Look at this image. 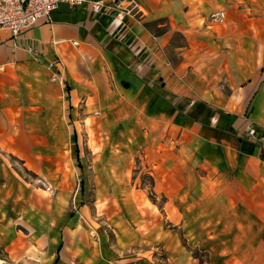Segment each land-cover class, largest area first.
Instances as JSON below:
<instances>
[{"label": "crops", "instance_id": "1", "mask_svg": "<svg viewBox=\"0 0 264 264\" xmlns=\"http://www.w3.org/2000/svg\"><path fill=\"white\" fill-rule=\"evenodd\" d=\"M105 6L63 4L18 46L0 31V250L264 264V0Z\"/></svg>", "mask_w": 264, "mask_h": 264}, {"label": "built area", "instance_id": "2", "mask_svg": "<svg viewBox=\"0 0 264 264\" xmlns=\"http://www.w3.org/2000/svg\"><path fill=\"white\" fill-rule=\"evenodd\" d=\"M70 7L87 6L94 14L106 9L105 0H0V31L10 35L15 46L20 44L23 34L39 21L48 20L61 5ZM120 12L118 17H122ZM225 12H217L210 17L213 23H222ZM39 183L46 188L43 181ZM49 190V188H47Z\"/></svg>", "mask_w": 264, "mask_h": 264}, {"label": "rangeland", "instance_id": "3", "mask_svg": "<svg viewBox=\"0 0 264 264\" xmlns=\"http://www.w3.org/2000/svg\"><path fill=\"white\" fill-rule=\"evenodd\" d=\"M136 181L138 187H146L148 189L149 194L151 195L152 189L154 186V179L153 177L147 175L143 171L142 160H137L136 165ZM151 197H153L151 195ZM161 201L164 198H160ZM170 225V223H168ZM142 250V249H140ZM134 254V263L133 264H176V257L177 254H171L167 250H163V246L156 245L148 250L143 251H135ZM193 255L196 257H201L200 254H196L193 252ZM202 260L205 262V257H201ZM191 260V259H190ZM0 264H15L13 261H10L5 256V253L0 250Z\"/></svg>", "mask_w": 264, "mask_h": 264}]
</instances>
